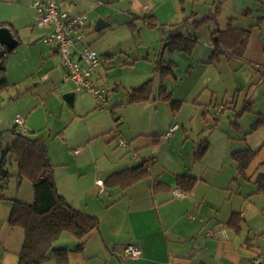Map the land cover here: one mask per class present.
<instances>
[{
  "label": "rangeland",
  "instance_id": "rangeland-1",
  "mask_svg": "<svg viewBox=\"0 0 264 264\" xmlns=\"http://www.w3.org/2000/svg\"><path fill=\"white\" fill-rule=\"evenodd\" d=\"M145 4L153 5L148 0H81L79 5L78 14L88 16L79 48L88 47L101 58L96 80L110 95L106 109L97 107L92 94L77 91L73 84L65 82L66 71L61 56L54 51L56 46L44 42V37L53 31L29 23V19L37 23L40 18L31 6L27 18L14 24V35L20 44L5 63L9 86L0 93V127L6 131L3 136L14 137L15 118L20 115L26 121L28 137L44 138L61 189L71 201L84 205L93 199L95 206L108 201L125 216L131 199L134 209L147 207L146 195L154 178L172 186L179 174L199 178L197 197L201 202L206 199L198 212L187 215L190 219L201 218L209 233L214 228L228 231L217 222H226L234 211H245L244 233L261 246L254 262L264 253V196L252 195L256 185L238 176L231 154L248 147L247 133L254 113L264 107V89H258L260 98L254 112L241 118L242 128L238 131L233 125L234 106L238 101L236 109L243 106L247 95L239 90L248 88L255 71L242 66L236 58L228 59L226 54L211 62L214 51L210 44L217 38L216 30L226 28L229 18L248 10L254 11L255 16L264 14V2L156 0L157 7L144 12ZM219 6L221 12L217 15ZM145 13L157 16L156 26L147 24L151 20L145 18ZM210 14L213 18L205 24L195 23ZM99 19L109 26L97 31L95 22ZM172 35L191 44L192 52L171 50L168 43L173 41ZM171 63L174 72L163 78V67ZM254 77L257 80L259 75ZM149 81V100L129 103L134 90ZM161 87L181 103L178 111L161 100ZM254 92L256 89L249 96ZM71 93L76 94L74 105L65 98ZM222 107H226L223 112ZM173 126H178V130L167 137ZM206 138L210 148L202 160L196 161L194 148ZM121 140L128 146H120ZM138 156L153 157L155 161L145 178L126 190L107 189L101 194L97 180L104 182L112 173L135 166ZM18 159L17 152H8L4 169L9 178L5 188L0 189V197L32 203L37 170L34 165L21 170ZM262 159L264 153L258 156L251 171ZM174 190L176 187L170 193ZM170 203L163 206L167 209L173 206ZM176 209L172 208L173 214ZM126 238L122 236L120 240ZM123 246L120 242L116 247L121 259Z\"/></svg>",
  "mask_w": 264,
  "mask_h": 264
},
{
  "label": "crops",
  "instance_id": "crops-1",
  "mask_svg": "<svg viewBox=\"0 0 264 264\" xmlns=\"http://www.w3.org/2000/svg\"><path fill=\"white\" fill-rule=\"evenodd\" d=\"M32 1L33 0H0V25L6 23L7 28H9L14 35V24L20 18H27L28 13H30ZM155 1L156 0H148L149 3L153 4L152 7L151 5L145 4L142 10L144 12H147L149 10H152L153 7L156 8L157 5L154 4ZM59 2L63 10L69 12L71 15H79V5L81 3V0H59ZM130 13H132V11H130ZM145 14L147 15L148 13ZM260 14L261 15L259 16H255L254 11L252 10L243 11L239 17L229 18L226 25L227 28L229 20L234 19L232 24L233 28L242 30L250 29L251 31L250 38L244 51V59H237L241 62L242 66H248L253 71H255L252 76V82L250 83V85H248V88L246 87L248 90L244 87L239 90L241 94L246 92L247 95L243 106L239 109H236V107L238 108L239 106V101L234 106L235 112L233 125L238 131H241L242 128L240 124L241 118L247 113L254 112V106L256 103H258V100L260 98L258 89H264V80L261 81V78L264 74V30L262 28V22L264 21H259L260 19H263L264 14L263 12ZM148 15L157 17L154 15V13ZM108 21H110V19H108ZM30 22L37 25L34 19H29V23ZM104 22L108 24L107 26H109L108 22ZM37 27L39 26L37 25ZM46 27H50L51 30L54 31V26L51 25ZM86 28L87 21L85 29ZM15 36L17 37V35H14V37ZM210 48L214 51L213 42L210 44ZM54 51L56 54L60 55L57 49ZM100 67H98L93 74V80L96 82H98L96 80V73ZM255 74L259 75L257 80H255ZM65 82L71 83L66 80ZM254 89H256V92H254L250 97L249 93ZM241 96L242 95H240L239 99L241 98ZM247 103H252L251 112L245 113L236 122L235 115L240 110H242ZM225 109L226 107H222L221 112H223ZM260 116H264V107L254 113L255 119L250 126V130L247 133V135L250 136L247 140L248 147L233 151L232 154L247 149L258 151L255 160L253 161L247 172V177L243 178L256 185V190L252 193V195L264 196V194L258 193V186L256 184L258 177L260 175H264V159L259 160L256 167L251 171V168L253 167L254 162L257 160L258 156L264 153V125L256 129L255 131H252L253 124L259 119ZM5 132L6 131H2V127H0V160L7 156L17 138L15 132L14 137L9 136L5 138L3 136ZM195 151L196 148H194V156ZM135 161L137 162L135 166L126 169L135 168L144 162H148L149 169L155 162L153 157L143 158L139 156L135 158ZM126 169H123L122 171ZM119 172H114L111 175ZM237 173L238 176H240L239 172ZM188 176L197 178L193 175ZM197 179L198 182L194 190L189 193L176 186V179L175 186H172L159 177L154 178L150 185V190L146 195L148 200L147 207H143L140 210H138L137 208L134 209L133 201L131 199L130 202H128V205H126L128 214L127 216H125L124 214H121L122 210H120L118 206H112L110 205V203H108V201H101L98 206H95L96 203L93 199H91V201L87 200L86 202L82 203L84 205H80V203H77V201H71L69 199L71 197H68L69 195L67 196V193L62 191L61 183L55 170V180L59 193L63 195L74 207L89 214L95 215L100 219V227L90 233L83 240H78L71 234L64 233L61 235L59 241H57L55 245L57 248L65 249L67 251L66 264H254L253 258L258 254L257 250L261 246H256L251 237L249 235H245L244 233L243 222L245 221V218L247 216V214H245V211H234L229 216L226 222H217V225L224 224L228 231L214 228L209 233L206 232V224H204L201 218L190 219V217L187 215L190 212H198V209L199 207H201L202 202H204L206 199L205 197L201 202L197 197V185L200 181L199 178ZM141 180L133 183L127 188H111L107 187L104 183V192L102 194H105L107 189L126 190L130 187H133L137 183H140ZM155 180L170 185L171 189L162 192L154 191L153 183ZM173 187H176V190H174L173 194H171L170 192L173 190ZM176 191L185 192L190 196L186 197V195L183 198H178L175 195ZM163 193H170V195L168 194L166 196H160V194ZM174 198H176V200L171 201ZM24 202L27 203L26 201ZM167 202H171L170 204H173V206H169L166 209L167 206L163 205H165L164 203ZM174 206L177 208L175 214H173L172 211V208ZM133 211L136 212L133 214ZM10 213V200L6 199L4 201H0V264H19V254L22 251L25 240L24 229L21 227H12L9 224L8 221ZM235 213L238 214L241 219L240 231H237L236 229L228 225V222L231 220ZM172 218L178 219L172 220ZM211 232L214 234H211ZM122 236L128 238L120 240V237ZM120 242H123V248H126L129 245L140 248L142 250V255L137 258H124L122 254V259L119 258L116 254V247ZM44 264H58V262L56 259L52 258Z\"/></svg>",
  "mask_w": 264,
  "mask_h": 264
},
{
  "label": "trees",
  "instance_id": "trees-1",
  "mask_svg": "<svg viewBox=\"0 0 264 264\" xmlns=\"http://www.w3.org/2000/svg\"><path fill=\"white\" fill-rule=\"evenodd\" d=\"M186 1L196 0H181L182 3ZM264 2V0H259ZM220 6L217 8V15L220 14ZM149 18L148 25L156 26V17L153 15H146ZM213 16L210 14L204 19L195 23L203 25ZM264 20V17L263 19ZM234 19L229 20L226 29L216 30L217 40L213 42L214 53L211 62L218 59L220 55L226 54L229 59H244V51L246 49L251 31L235 29L232 27ZM2 27H7L6 23L1 24ZM17 46L20 41L15 36ZM173 41L168 43L171 50L181 52H192L191 44L186 40H180L178 36L170 37ZM15 48V49H16ZM15 49H6L0 46V93L6 90L9 82L6 78L5 63L8 54ZM163 60L160 62L162 63ZM174 72V64H168L163 67L162 77H166ZM264 80V74L261 81ZM152 92L151 81L145 83L141 87L134 90L130 96V103L138 104L147 102ZM160 98L163 101L169 102L175 111L181 107V103L174 100L173 95L168 92L167 88L161 87ZM252 103H247L245 107L235 115L237 122L245 113L251 112ZM235 122V123H236ZM264 125V116L253 124L252 131ZM210 148L209 139H203L196 146L195 160H202ZM12 151L18 153L19 165L21 170L29 168L31 165L36 167L37 172L33 178V203H25L17 199H9L11 202V213L9 217V224L12 227H21L25 231V240L21 253L19 254V264H44L48 260L54 258L58 264L67 263V251L56 247L57 241L64 233H69L78 240H83L94 230L100 227V219L92 214L84 212L74 207L68 200L59 193L55 180V167L49 157L48 149L43 137L30 138L26 136L17 135V138L11 147ZM10 150V151H11ZM258 151L251 149L235 152L232 154L233 160L238 165L239 175L246 178L247 172L255 160ZM6 156L0 161V189L5 188L8 182L9 173L4 169V162ZM148 162H144L139 166L126 169L122 172L113 174L105 180L107 187H121L127 188L133 183L143 179L147 174ZM198 182L197 178L188 175H178L176 177V186L183 189L185 192H192ZM258 186V193L264 194V175H260L256 181ZM153 189L156 192L168 191L171 186L155 180ZM0 200H6L5 197H0ZM241 219L238 214H234L228 222L230 227L240 231ZM82 246V245H81ZM1 258V251H0Z\"/></svg>",
  "mask_w": 264,
  "mask_h": 264
},
{
  "label": "built area",
  "instance_id": "built-area-1",
  "mask_svg": "<svg viewBox=\"0 0 264 264\" xmlns=\"http://www.w3.org/2000/svg\"><path fill=\"white\" fill-rule=\"evenodd\" d=\"M32 7L40 16L37 21L39 27L54 26L53 33L44 37V42L56 46L66 71V81L73 83L77 91H86L92 94L98 108H108L109 93L98 82L93 80L95 70L101 66V58L88 47L78 48L85 38L87 16L71 15L62 9L59 0H33ZM15 124L16 135H28L26 121L23 117L18 115L15 118ZM177 130L178 126H173L167 137H171ZM119 145L127 147L128 143L121 140ZM97 185L101 188L100 193L102 194L104 192L103 180H98ZM175 195L178 198H183L187 194L182 191H176ZM211 234L214 233L211 232ZM122 254L124 258H137L142 255V250L129 245L124 248ZM253 263L263 264L264 253L261 258L254 260Z\"/></svg>",
  "mask_w": 264,
  "mask_h": 264
},
{
  "label": "water",
  "instance_id": "water-1",
  "mask_svg": "<svg viewBox=\"0 0 264 264\" xmlns=\"http://www.w3.org/2000/svg\"><path fill=\"white\" fill-rule=\"evenodd\" d=\"M108 24H106L103 20L99 19L95 22V27L97 31H101L103 28H105ZM0 46L6 49H15L17 46L16 38L14 37L12 31L7 27L0 26ZM75 93H71L67 96H65L67 102L71 105H74L75 103Z\"/></svg>",
  "mask_w": 264,
  "mask_h": 264
}]
</instances>
